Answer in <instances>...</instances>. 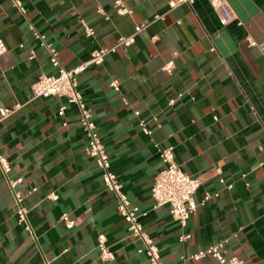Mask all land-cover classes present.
Listing matches in <instances>:
<instances>
[{
	"label": "crops",
	"instance_id": "crops-1",
	"mask_svg": "<svg viewBox=\"0 0 264 264\" xmlns=\"http://www.w3.org/2000/svg\"><path fill=\"white\" fill-rule=\"evenodd\" d=\"M19 1L25 13L13 0H0V39L8 47L0 56V108L14 109L0 121V136L11 177H23L18 189L31 231L18 223L0 172V264H149L85 151L78 108L61 97L32 98L38 77L57 73L35 31L70 68L140 24L147 26L131 46L78 77L112 170L132 206L146 213L141 223L166 264H217L190 255L221 241L228 256L264 264V0H230L235 17L224 26L208 0L173 8L171 0H120L131 11L125 14L117 0ZM170 145L182 170L201 180L184 242L170 208L154 207L152 198L164 166L157 147ZM100 235L114 260L100 259Z\"/></svg>",
	"mask_w": 264,
	"mask_h": 264
},
{
	"label": "built area",
	"instance_id": "built-area-1",
	"mask_svg": "<svg viewBox=\"0 0 264 264\" xmlns=\"http://www.w3.org/2000/svg\"><path fill=\"white\" fill-rule=\"evenodd\" d=\"M209 4L217 11L220 23L224 26L234 20V12L232 10L230 0H208ZM14 5L25 13V8L19 0H13ZM193 0H171L170 7H176L182 3H192ZM115 7L119 14L131 13L120 0H117ZM100 10V9H99ZM101 11V10H100ZM87 35H93V29L83 22ZM147 25L140 24L135 27L132 34L127 36H119L116 42L109 47H102L92 52L91 58L81 63L80 65L66 68L62 65L58 51L49 43L45 35L35 31V36L39 40L40 45L44 47L49 56L51 64L56 68V74H41L32 86V98H50L61 97L65 98L67 104L75 105L80 112V126L87 137L85 151L87 155L92 157L101 170V177L105 188L114 194L117 200V208L120 215L126 221L130 234L141 242L138 252L147 257L149 264H166L162 258L161 251L155 240L144 229L141 223V217L146 213L140 211L136 206H132L131 201L124 190L123 183L119 180L117 174L112 170V163L107 148L98 132L97 125L93 119L92 113L88 109L83 94L79 89V75L84 72L90 65H101L106 57L115 52L120 47H129L135 40L136 35L142 31ZM253 44V41H251ZM8 51L7 45L0 39V56ZM34 52L30 57L33 58ZM172 63L166 65L165 69L171 71ZM110 86L119 91L120 85L117 80H113ZM174 103V99L170 104ZM67 106L63 105L60 112L64 113ZM14 109L0 108V121L9 116ZM139 115V112H135ZM140 127L144 133L151 135L152 130L148 127L145 120H140ZM157 146V145H156ZM160 159L163 163V168L156 175L152 186V198L154 207L168 206L171 214L182 229L179 236L181 242L186 241L191 237V233L187 231L190 216L198 208L194 196L198 191L201 180L198 177H191L186 174L180 163L176 160L174 146L157 147ZM13 170L12 163L1 152V136H0V172L4 175L11 189L15 205L17 208V220L19 224H23L25 228L31 231L28 215L29 210L24 204L25 196L18 189L23 182V177L12 178ZM36 189L30 190L29 193ZM207 193L202 200V205L210 198ZM51 198L56 199V195H51ZM63 221L68 228H73L75 221L63 215ZM99 257L102 261H112L115 259L114 252L106 245L104 235L99 236L98 241ZM205 257L216 259L217 264H245V261L238 256H228L225 251V241H221L210 245L207 248L201 249L198 252L190 255L191 260H199Z\"/></svg>",
	"mask_w": 264,
	"mask_h": 264
}]
</instances>
